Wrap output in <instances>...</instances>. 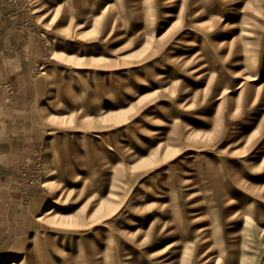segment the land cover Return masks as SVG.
I'll list each match as a JSON object with an SVG mask.
<instances>
[{
  "label": "rangeland",
  "instance_id": "1",
  "mask_svg": "<svg viewBox=\"0 0 264 264\" xmlns=\"http://www.w3.org/2000/svg\"><path fill=\"white\" fill-rule=\"evenodd\" d=\"M0 10L32 98L0 264H264V0Z\"/></svg>",
  "mask_w": 264,
  "mask_h": 264
},
{
  "label": "crops",
  "instance_id": "2",
  "mask_svg": "<svg viewBox=\"0 0 264 264\" xmlns=\"http://www.w3.org/2000/svg\"><path fill=\"white\" fill-rule=\"evenodd\" d=\"M12 41L9 34L1 29L0 49H3L0 54V248L9 240H13L14 216L21 211L19 205L14 204L13 198L3 207V202L7 200L14 183V173L19 158L5 142L6 139L9 140L14 136L17 122L28 110L30 99H32L29 87L25 85L23 86L25 90H20L23 71L18 61L4 52ZM9 89L11 92H8ZM3 96H7V99H2ZM15 198L20 200V197Z\"/></svg>",
  "mask_w": 264,
  "mask_h": 264
},
{
  "label": "bare ground",
  "instance_id": "3",
  "mask_svg": "<svg viewBox=\"0 0 264 264\" xmlns=\"http://www.w3.org/2000/svg\"><path fill=\"white\" fill-rule=\"evenodd\" d=\"M79 4H82V1L79 2ZM36 10L37 9H35L34 12H37ZM49 182L50 181H46L44 184L47 185ZM51 202L54 203L55 200H52ZM40 219H47L49 222H56V221L60 222L64 219V216L61 213H58L56 208L53 207L52 204H49V206L42 212ZM204 231L206 232H203V234L201 235L202 239L210 238L211 235H213L211 230H204ZM21 262L22 261L19 262L18 260L10 259V261L7 264H20Z\"/></svg>",
  "mask_w": 264,
  "mask_h": 264
}]
</instances>
